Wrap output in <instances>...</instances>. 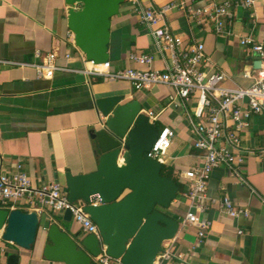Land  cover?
<instances>
[{
	"label": "crops",
	"instance_id": "0c3cea01",
	"mask_svg": "<svg viewBox=\"0 0 264 264\" xmlns=\"http://www.w3.org/2000/svg\"><path fill=\"white\" fill-rule=\"evenodd\" d=\"M137 1L145 8L156 9L184 3L183 9L175 8L167 14L172 32L185 46L204 44L213 71L227 76L224 87L247 88L254 83L245 73L255 76L258 61L249 48L240 44L239 37L264 41V0H258L252 10L235 11L230 28L233 36H218L211 22L191 18L189 10L206 7L210 2L205 0ZM133 2L126 0L120 14L112 19L110 72L143 69L130 59L133 54L151 55L152 68L164 70L170 61L158 54ZM68 10L65 0H0V170L13 173L21 165L34 186L59 183L65 187L67 171L84 175L97 170L100 154L91 129L98 125L101 115L95 100L118 95L126 98L124 103L139 101L143 113L157 116L153 123L174 132L165 166L172 169L183 192L166 213L180 222L172 242L182 258L171 264H264V153L260 150L264 113L251 119L244 134L242 145L247 156L242 173L236 175L225 167L218 168L206 191L209 199L229 197L237 207L248 209L251 216L232 219L219 204H214L201 215L212 227L200 238L195 227L183 225L189 202L183 195L187 188L180 179L182 172L203 161V152L193 146L190 115L195 103L187 107L181 102L170 104L173 90L166 86L138 92L126 80L111 81L91 74L93 64L75 46L74 35L68 29ZM37 53L41 58L36 57ZM52 53L56 54V66L67 70L56 72L52 79L39 78L33 65ZM60 218L57 216L53 224L76 238L79 228L72 222L68 227ZM40 219L49 221L47 214ZM46 228L45 224L40 226L32 250L15 249L20 264H58L44 258Z\"/></svg>",
	"mask_w": 264,
	"mask_h": 264
},
{
	"label": "built area",
	"instance_id": "2783aa9c",
	"mask_svg": "<svg viewBox=\"0 0 264 264\" xmlns=\"http://www.w3.org/2000/svg\"><path fill=\"white\" fill-rule=\"evenodd\" d=\"M205 1L210 4L199 10H189L191 18L200 23L211 22L214 33L218 36H233L230 28L235 11L240 8L252 10L258 0ZM133 5L153 37L158 54L162 59H168L169 65L164 70L153 69L154 59L151 55L133 54L130 59L143 66V69H126L111 73L110 63L95 65L90 62L94 67L91 74L104 76L111 81L126 80L138 92L156 86H166L173 90L169 96L170 104L181 102L187 107L195 103L193 113L190 115L194 132L193 146L203 152V161L201 165L182 172L180 179L187 188L183 195L189 202L183 225L195 227L198 236L203 238L210 231L212 223L201 215L214 204H219L232 219L251 216L248 209L237 207L229 197L220 200L209 199L206 191L214 170L225 167L230 173L240 175L246 163L247 151L242 145L244 134L250 127L251 119L264 113V41L235 36L239 37L243 47L249 48L255 54L260 66L256 68L255 76L245 73L246 77L254 79L250 87L226 88L223 83L227 76L222 71H213L204 44L185 46L183 40L172 32L167 23V14L175 8L183 9L184 3H173L161 9L145 8L137 0H134ZM36 57L41 58L40 53H37ZM70 57L67 55V58ZM55 60L56 54L52 53L46 55L42 63L33 65L39 78L52 79L56 72L67 70L56 66ZM147 115L151 121L157 118L152 112ZM173 138L174 132L170 128L162 129L148 153L149 157L165 166ZM261 142L260 150L264 153V136ZM17 168L13 173L0 170V209L10 212L34 211L39 217L47 214L50 224L56 223V217H64L69 210L72 214V223L79 228L80 238L94 235L102 241L97 225L85 210L87 203L84 201L71 203L66 187L59 183L36 187L22 171L21 165ZM100 204L99 198H92L91 205ZM238 234H243V231L240 230ZM172 241L163 244V251L158 255L155 264H171L174 259L182 258ZM2 243L0 239V264H6L8 248ZM93 262L121 264L120 260H115L107 254L103 245L101 254L93 257Z\"/></svg>",
	"mask_w": 264,
	"mask_h": 264
},
{
	"label": "water",
	"instance_id": "95a60500",
	"mask_svg": "<svg viewBox=\"0 0 264 264\" xmlns=\"http://www.w3.org/2000/svg\"><path fill=\"white\" fill-rule=\"evenodd\" d=\"M68 29L75 46L89 62L102 65L110 61L112 19L120 14L126 0H65ZM260 66L259 62L256 64ZM124 96L95 100L101 118L91 129L100 154L97 170L84 175H65L71 203L84 201L102 241L96 236L73 238L57 224L46 228L44 258L58 264H94L102 252L121 264H155L163 244L173 240L180 222L170 217V209L180 194L178 183L163 176V165L149 157L160 128L142 112L139 101L124 103ZM99 198L100 205H91ZM72 222L71 211L63 217ZM41 219L36 212L0 209V239L32 250ZM6 264H20L18 254H9Z\"/></svg>",
	"mask_w": 264,
	"mask_h": 264
},
{
	"label": "trees",
	"instance_id": "16d2710c",
	"mask_svg": "<svg viewBox=\"0 0 264 264\" xmlns=\"http://www.w3.org/2000/svg\"><path fill=\"white\" fill-rule=\"evenodd\" d=\"M162 129L160 128V130H162ZM162 174H163V176H166L168 178H171V179L175 180L178 183L179 187H180V194L183 192V186L178 181V179L174 176V173H173L172 169H170V168H168L166 166H163ZM79 237H80V234L77 233L76 234V238H79Z\"/></svg>",
	"mask_w": 264,
	"mask_h": 264
},
{
	"label": "rangeland",
	"instance_id": "374dc122",
	"mask_svg": "<svg viewBox=\"0 0 264 264\" xmlns=\"http://www.w3.org/2000/svg\"><path fill=\"white\" fill-rule=\"evenodd\" d=\"M61 219V218H60ZM59 220V219H58ZM61 221V220H60ZM46 227H49L51 224H50V221L48 220H44V219H41V225H44ZM63 224L67 225L68 227L70 226L71 223H66V222H63ZM4 245L7 246L8 248V253L9 254H13V253H16L15 249L19 250L20 248L17 246V245H10L6 242H3ZM22 250V249H21ZM17 254V253H16Z\"/></svg>",
	"mask_w": 264,
	"mask_h": 264
}]
</instances>
